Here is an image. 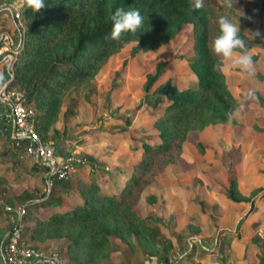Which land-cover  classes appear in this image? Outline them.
<instances>
[{
    "label": "trees",
    "instance_id": "trees-1",
    "mask_svg": "<svg viewBox=\"0 0 264 264\" xmlns=\"http://www.w3.org/2000/svg\"><path fill=\"white\" fill-rule=\"evenodd\" d=\"M13 1L0 0L6 4ZM248 1L251 0H233V8H228L224 0H203V7L195 9L193 0H44L45 8L36 12L23 0V45L14 60L12 74L5 68V61H1L5 76L0 84L9 78L7 87L23 92L24 102L35 109V126L40 136L48 141L51 139L49 133H54L56 140L51 141L57 150V135L61 130L55 124L62 112L67 118L72 111L71 105L63 111L65 97L72 89L92 85L109 57L124 46H130V53L123 60L126 66L130 57L160 48L173 39L184 24L190 23L193 56L187 59V64L197 76L194 85L185 87H180L173 78L160 80L167 63L162 59L146 74L142 84L144 95L136 109L151 113V130L143 133L128 128L133 122L132 112L117 131L129 140L132 150L139 153L118 190L103 192L97 174L89 179L78 175L66 180L52 176L51 188L46 194L44 190L39 196L41 199L27 188L15 198H7L8 206L12 208L17 201L26 204L27 210L29 208L28 216H23V221H32L23 227L27 243L63 238L67 240L66 249L61 253L66 258L65 264H104L113 252L114 238H118L132 249L139 245L143 247L152 258V264H158L159 260L172 263L168 256V240L138 213L136 206L158 175L169 164H178L185 141L207 127L233 120L230 114L240 111L245 103L254 101L264 109V94L257 90L241 89L240 97L233 94L223 63L208 46L212 37L218 34V18L235 16L244 20L252 31L247 51L264 50V24L240 13V6ZM260 2L258 13L264 14V0ZM110 5L112 12L117 7L138 9L143 17L141 27L113 40ZM256 32L260 35L254 36ZM217 64L222 70L215 67ZM118 74H122V70ZM64 127H68L67 119H64ZM8 151L15 156L11 148ZM231 152L236 161L239 149ZM34 165L44 168L40 179L45 185L49 177L48 166L38 162ZM1 182H7L5 174H0ZM58 188L72 196L71 205H64L55 195ZM75 193L79 194L80 200L74 198ZM254 194H243L237 176L229 172L226 188L229 199L236 202L250 200ZM150 200L156 202L157 197L152 196ZM44 210L48 213L42 212ZM10 227L0 225V264L3 262L4 238ZM198 230L195 227V231Z\"/></svg>",
    "mask_w": 264,
    "mask_h": 264
},
{
    "label": "rangeland",
    "instance_id": "rangeland-1",
    "mask_svg": "<svg viewBox=\"0 0 264 264\" xmlns=\"http://www.w3.org/2000/svg\"><path fill=\"white\" fill-rule=\"evenodd\" d=\"M260 7V0H251L240 6V13L264 24V14L258 13ZM0 11L7 16L3 22L8 24L11 21L8 10ZM229 19L240 27L239 35L247 45L252 36L250 26L235 16ZM129 53L130 46H124L109 57L92 85L72 89L63 103V111L70 105L72 111L67 118L62 112L55 124L61 130L57 135L58 151L83 157L85 163L78 167L76 174L85 179L97 174L103 192L118 190L130 172L131 162L139 156L130 147L129 140L117 133L125 118L134 112L128 128L143 133L151 130V113L136 109L144 95L142 84L146 74L162 59L167 63L160 80L173 78L180 87H185L194 85L197 79L187 64V59L193 56L190 23L184 24L165 45L130 57L124 66L123 60ZM251 57L253 61L256 55ZM233 69L241 72L238 84L242 90L264 94V79L249 77L239 67ZM119 70H122L120 75ZM233 92L240 97L237 88ZM245 104L238 117L207 127L185 141L178 164H169L144 191L136 206L138 213L168 240L171 264H264V128H258L264 126V109L254 101ZM64 119H67V130ZM49 137L48 142L54 144L51 141L56 140L54 133H49ZM235 148L239 149L236 161L231 152ZM12 152L14 159L4 172L7 182L0 183V199L5 201L7 193H20L31 183L39 188L37 196H42L44 190L46 194L51 184L48 179L45 185L41 182L44 168L35 166L32 158H21ZM7 166L13 167V173ZM230 171L238 176L243 194L255 192L252 199L236 202L228 198ZM103 177L108 181H101ZM17 179L19 182L11 185ZM54 193L64 204L70 203L64 191L58 188ZM152 196L157 197L156 202L150 200ZM25 214L28 216L29 208ZM10 216L6 212L0 225L9 226ZM195 227L199 229L197 232ZM59 239L62 241L57 240L50 249L61 255L67 240ZM35 243L33 247L40 249ZM147 261L152 264L143 247L132 249L114 238L113 252L104 264H145ZM158 264L166 263L159 260Z\"/></svg>",
    "mask_w": 264,
    "mask_h": 264
},
{
    "label": "built area",
    "instance_id": "built-area-1",
    "mask_svg": "<svg viewBox=\"0 0 264 264\" xmlns=\"http://www.w3.org/2000/svg\"><path fill=\"white\" fill-rule=\"evenodd\" d=\"M22 7L23 0H14L9 4L0 2V10L10 9L20 30V43L17 46H13L10 36L6 34L0 38V56L7 53L5 62L10 74H12L14 60L23 45ZM0 102L8 106L14 124L11 149L21 158H32L48 166L47 175L50 184H52V176L63 180L69 179L78 167L85 163L83 157H77L73 153L61 154L54 144L42 139L35 126V109L32 104L24 102L21 90L7 87V84L0 86ZM6 209L11 211L13 208L6 206ZM17 211L18 216L6 235L1 252L2 258L10 264H16L23 258L44 259L46 255L43 251L27 245L23 240V216L26 213V204H20ZM50 259L52 264H65L66 262L65 258L58 253L52 254ZM145 264L151 263L147 261Z\"/></svg>",
    "mask_w": 264,
    "mask_h": 264
},
{
    "label": "crops",
    "instance_id": "crops-1",
    "mask_svg": "<svg viewBox=\"0 0 264 264\" xmlns=\"http://www.w3.org/2000/svg\"><path fill=\"white\" fill-rule=\"evenodd\" d=\"M7 10L9 12L8 14L11 16V21H9L8 24H5L3 21L5 20V17H7V16H4L5 14H2L0 12V22H1V24H0V38L2 35L6 34V35L10 36L13 46H17L20 43V30L16 24V21L14 20V18L12 16V12L10 11V9H7ZM2 22H3V24H2ZM250 54L252 56L256 55V58L253 60V66L255 68V77H257L258 79H264V77H261V75L264 76V70L262 69V65L264 66V50L263 51H256V52L250 53ZM6 55H7V53L2 54L0 56V63H1V61H5ZM225 63H227V62H223V69H224L225 74H226V78H227L229 88L232 92L234 89L237 88L238 93H240L241 88H240L238 83L240 81V78L242 77L241 72H239L238 70H234L233 67H225L224 66ZM7 67L8 66L6 63L5 68L8 70ZM5 68H4V66L0 65V81L2 80V77L5 76V74L3 73ZM9 74H10V72H9ZM8 81H9V78L7 80H4V82L2 84H0V86L6 84ZM13 131H14V124H13L12 117L10 115V110L6 104L0 102V174H5L4 172L6 169V165L11 164L10 161H12L14 159V155L8 151V148H10V145H11L10 139L12 138ZM5 155H6V157H5ZM31 162H37V161L32 159ZM7 167H10V172L13 173V170H14L13 167L12 166H7ZM39 172L42 173V170H40ZM41 176H42V174H41ZM75 176H77L76 172L72 177H75ZM78 176H80V175L78 174ZM237 178H238V176H237ZM101 181L107 182L108 180H107V178L103 177L101 179ZM18 182H19L18 179L16 181H12L11 185L13 183L16 185V183H18ZM238 187H239V182H238ZM25 188L31 190L32 194L35 197H39V196H37V192H38L39 188H37V185H35L34 183L29 184ZM114 191H116V190H113L112 192H114ZM14 193H7L6 197H5V201H3V199H0L1 208L5 206L4 208L6 209V206H8L7 198H9L10 196L15 198V196H17L19 194V192H14ZM106 193H110V192H106ZM67 198H69V202H70L67 205H71L72 196H67ZM74 198L76 200H80L79 194L75 193ZM38 199H41V197H39ZM64 205H66V204H64ZM19 206H20V201H17L16 206L13 207V209L11 211L7 210V209H6L7 211L3 210V209L1 210L0 220H1V217L3 218V216L5 215L6 212H9L12 215V216H10L12 221L10 222L9 226L6 225L7 227H10L14 223L15 218L18 216L17 210H18ZM13 213H14V216H13ZM0 223H1V221H0ZM23 224H24L23 227H25V226H28L32 223L30 221H23ZM27 239H28V237L24 234L23 235L24 242L27 245L33 246L32 244L34 242L30 241L29 243H27ZM57 240L62 241L59 238H50L48 240L39 241V242L35 243L37 245V247L40 248L39 250L43 251L44 254L46 255V257L44 259L35 260L33 258H23V259L19 260V262H17L16 264H52V260L50 259V256L56 252H55V250H52L50 248L53 246V244ZM2 260H3V262H1V264H10V263L6 262L3 258H2Z\"/></svg>",
    "mask_w": 264,
    "mask_h": 264
},
{
    "label": "clouds",
    "instance_id": "clouds-1",
    "mask_svg": "<svg viewBox=\"0 0 264 264\" xmlns=\"http://www.w3.org/2000/svg\"><path fill=\"white\" fill-rule=\"evenodd\" d=\"M26 4L34 11L40 12L45 8L44 0H25ZM228 8H233V0H224ZM236 2V0H235ZM193 7L200 9L203 7V0H193ZM109 19L112 23L111 38L119 40L122 33L136 32L143 23V17L138 9L125 10L123 7H117L114 12L109 6ZM218 34L212 37L209 43L210 51L220 59V61L227 62L225 67H239L249 77L255 76V68L251 54L247 51L245 41L240 37V27L231 22L227 16H220L218 18ZM254 36H259L256 32ZM221 69V65L215 66ZM222 70V69H221ZM240 115L239 110H235L230 114V118H236Z\"/></svg>",
    "mask_w": 264,
    "mask_h": 264
},
{
    "label": "water",
    "instance_id": "water-1",
    "mask_svg": "<svg viewBox=\"0 0 264 264\" xmlns=\"http://www.w3.org/2000/svg\"><path fill=\"white\" fill-rule=\"evenodd\" d=\"M5 239H6V236H5V238H4V242H5Z\"/></svg>",
    "mask_w": 264,
    "mask_h": 264
}]
</instances>
